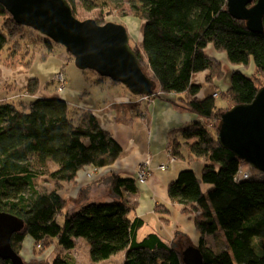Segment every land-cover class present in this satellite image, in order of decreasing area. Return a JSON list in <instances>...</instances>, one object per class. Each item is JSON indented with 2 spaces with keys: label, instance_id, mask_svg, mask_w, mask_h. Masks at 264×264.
<instances>
[{
  "label": "trees",
  "instance_id": "obj_1",
  "mask_svg": "<svg viewBox=\"0 0 264 264\" xmlns=\"http://www.w3.org/2000/svg\"><path fill=\"white\" fill-rule=\"evenodd\" d=\"M67 1L77 19L79 5L87 12L109 10V1L126 14L123 0ZM227 2L130 0L128 7L142 20L143 29L141 44L132 43V47L144 73L156 85L148 101L177 95L173 104L198 117L173 132L183 141L173 137L169 154L176 160L203 161L201 177L184 169L168 183L167 190L171 202L195 221L200 240L194 248L202 256V264H264V179L251 174L243 179L239 172L248 165L218 141L222 114L236 105L251 103L264 86V33H253L244 21L233 18ZM0 18V57L4 55L8 67V60L17 54L26 56L23 67H30L34 53L41 55L43 62L54 53L50 43L43 46L35 40L36 46L27 49L29 45L25 47L19 38L28 27L18 25L1 4ZM95 21L105 24L99 18ZM209 46L225 53L236 69L231 71L226 88L215 86L211 96L201 99L202 87L193 77L207 72L205 81L212 85L223 77L221 63L207 53ZM251 67L249 74L246 70ZM40 90V82L33 78L10 100L0 96V211L24 223L11 238L13 250L21 256L29 238L39 249L56 245L71 252L76 240L82 238L93 264L120 253L124 254L123 264H186L184 253L188 249L179 251L160 234L149 233L139 239L146 222L134 214L136 207L126 196L137 193L136 177L112 174L111 200L85 202L66 215L63 224L58 223L57 217L68 206L61 195L64 186L74 183L87 167L98 170L110 166L123 148L93 112L75 109L61 98L42 96ZM144 97L137 96L124 107L136 110L132 117L139 115V101ZM218 98L223 105L217 104ZM132 117L121 115L116 120L129 123ZM41 178L54 187L40 190ZM156 211L162 220L169 221L168 205L159 204ZM220 228L228 248L218 252L208 245V238L216 236ZM0 264L13 263L0 258ZM51 264L76 261L64 254Z\"/></svg>",
  "mask_w": 264,
  "mask_h": 264
},
{
  "label": "water",
  "instance_id": "obj_2",
  "mask_svg": "<svg viewBox=\"0 0 264 264\" xmlns=\"http://www.w3.org/2000/svg\"><path fill=\"white\" fill-rule=\"evenodd\" d=\"M15 22L31 28L65 47L80 70H91L132 95L149 96L155 82L143 71L130 44L125 26L99 25L94 19H77L67 0H0ZM230 15L246 23L249 31L264 33V0H228ZM220 145L231 151L251 169L264 173V86L249 104L224 112L218 125ZM23 221L0 211V258L13 264H25L11 246V238L23 228ZM186 264H202L198 249L184 253Z\"/></svg>",
  "mask_w": 264,
  "mask_h": 264
},
{
  "label": "crops",
  "instance_id": "obj_3",
  "mask_svg": "<svg viewBox=\"0 0 264 264\" xmlns=\"http://www.w3.org/2000/svg\"><path fill=\"white\" fill-rule=\"evenodd\" d=\"M208 49L210 51V54H208L212 58L218 59L221 62L223 61L225 67L229 65L226 54H222V60L219 57L220 54L213 50V46H209ZM68 64V58L64 54L58 55L55 50L46 61L43 62L41 59H37L35 64L29 68L23 66L11 68V66L6 67L0 63V85L5 88L9 87L11 92H9L7 99L10 100L14 94H18L19 89L24 87L30 79L36 78L40 82L41 88L45 84L51 81L53 82L55 73L61 68L66 73ZM25 69L27 73H24ZM14 72L21 73L22 80H18L13 75ZM2 75H4L3 78H1ZM26 75H29V78ZM207 75L208 73L204 72L193 77V82L202 87L199 95L201 99L211 96L216 90L214 85L208 84L205 81ZM103 83L102 81L100 85ZM228 83L229 78H227V82L223 85L224 87L219 86L226 88ZM76 84L72 87L67 78L64 91L61 93L57 91L58 95L75 109L93 112L100 125L112 134L121 144L123 150L118 159L110 166L98 170H95L93 167H87L81 170L74 183L64 186L61 195L66 197L69 203L73 204L72 210L78 209L85 202L89 201H104V199H106L105 201H109L112 199L111 175L117 174L120 176L136 177L138 167L149 160L151 173L146 183L137 184V193L131 195L126 194V196L136 207L134 214L137 217H141L145 221V217L152 216L153 223L159 224L162 217L157 213L156 208L159 204H172L168 195L167 185L179 173L180 166H177L172 172L173 165L179 161H183L176 159L172 161L170 159L169 144L172 138L178 137L181 139L179 141H183L180 134H173V132L195 122L198 117L177 108L173 104L178 98L177 95H170L168 97L160 96L150 101L140 100L137 110L139 115L132 117L135 115L134 112L136 110L131 112L127 109L128 107H124L128 105L127 103L135 102L137 99L123 100L122 97L116 96L111 107L108 104L109 94L104 92V94L100 93V95H97L89 91L88 88L86 89L82 74L80 75V81ZM94 86L97 87V85ZM4 92L8 91L4 90L0 93L3 94ZM45 92L47 90L44 92L41 91L40 93L42 96H46ZM114 105L124 107L114 109ZM121 115H127L128 118L132 117V121L129 123L118 122L116 119ZM162 165L167 166L165 171L159 169ZM181 169L182 167H180ZM88 173H93L92 180L88 179ZM160 224L162 225V223Z\"/></svg>",
  "mask_w": 264,
  "mask_h": 264
},
{
  "label": "rangeland",
  "instance_id": "obj_4",
  "mask_svg": "<svg viewBox=\"0 0 264 264\" xmlns=\"http://www.w3.org/2000/svg\"><path fill=\"white\" fill-rule=\"evenodd\" d=\"M129 1L130 0H123L122 1L126 7V9H125L126 14H123V10L121 8H119V7L116 8V6L109 1V3H110L109 7H112V9L109 8V10L103 9L100 11V9H96L92 12H87V11L83 10L81 8V6L79 5V8L77 10V16H78V19L81 21H85V20H89V19L95 20L96 18H99L105 24L109 23V22L122 24L123 26L126 27V29L128 31V34H129L130 39H131L130 40L131 46H132V43H137L139 45L142 42V32H143L142 20H140L139 18H137L136 16L133 15V13L131 12V10L128 7ZM1 26H2V19L0 18V29H1ZM34 40L39 41V43L37 42V44L43 45V46H46L47 42L50 43V45L52 47H54V49L58 55L64 54L68 58L69 64H68V67H66L67 68L66 77L68 76L67 78L69 79V82L71 83L72 87L74 86V84H76L78 81H80V75L82 74L83 80L85 83L84 87L86 89L88 88L89 91H91L92 93L97 94V95H100V93L104 94V92L108 93L109 94V103L108 104L111 107L113 106L112 102L116 96L122 97L123 100H128V99L135 100L137 98V96L132 95L127 90V88L121 84H113L110 79L101 77L100 75H98L94 71H91V70L83 71V70L78 69L76 64H75V59L70 58V55L68 54L65 47L55 44L52 40L43 36L39 32L30 30L29 28H27L25 33H24V37L19 38V41L22 44H24L25 47H27L26 46L27 44L29 45L28 46L29 48H27V49H30V47L33 48L34 46H36L35 45L36 43H34L35 42ZM213 50H215V49H213ZM209 52L210 51L208 49L207 53H209ZM217 53L220 54L219 57L223 60L222 54H225V53H223V52H220V53L217 52ZM29 58H30V56L28 57L27 60H29ZM37 59L42 60V57L38 53H34V57H33L32 63L30 64V67L33 64H35V61ZM4 60H5L4 55H2L0 57V63L4 64V66L6 65L8 67L9 65H7L8 64L6 62L7 60H5V61ZM9 60H8V62L10 63L11 68H18V67L24 66V61L26 60V56L23 57L21 54H17L16 57H11ZM216 60L221 63L222 71H223V77L221 78V80H219L217 83H215L214 86L224 87L223 85L227 82V78H229L231 71L236 69V67H234L230 63L227 67H225V65H224L225 63L223 61L221 62L218 59H216ZM224 61H225V58H224ZM25 67H27V66H25ZM250 69H252V67L248 68L246 70L249 74H251V71H252ZM24 73H27L26 69L24 70ZM149 73L152 75L151 72H149ZM199 74H202V73H199ZM13 75L18 80H22L21 73H15L14 72ZM26 76H28V78H29V75H26ZM3 77H4V75L1 76V78H3ZM100 78L104 82L101 85L97 84L98 83L97 81H99ZM26 79H27V77H26ZM94 85H97V87H95ZM4 90H6L8 92H4L3 94L0 93V96L3 97V99H6L7 96L9 95V92H11V91L9 90V87L5 88L4 86L0 85V92L4 91ZM45 90H47V92H45L46 97L61 98L60 95H58V93H57V84L56 83L51 81V82L45 84L39 92H41V91L44 92ZM26 100H28V99H25V101ZM125 103H127V102H125ZM217 104L223 105L224 101H222L221 98H218ZM122 107H124V106H120V105L115 106L114 105V109L115 108L121 109ZM166 163H168V162H166ZM203 165H204V163L202 161H191V160L190 161L189 160L179 161L178 163L173 165L172 172H173V169L177 168V166H180V167H182L181 170L179 167L180 171H182L184 169L185 170L186 169H192L195 171L196 175L200 178L201 174H202ZM179 170H178V172L180 173ZM244 170L248 171L256 179H264V173H262L258 170H255V169L253 170L249 166H246ZM92 178H93V176H92ZM88 179H91V178L88 177ZM38 185H39L40 190H45L46 188H48V190H49V189L54 187V184L49 182L45 178L39 179ZM202 188L204 191L207 190V186L205 184H202ZM105 200L106 199H104V201L103 200H97L95 202H105ZM171 203L172 204L168 205L170 210H171L170 214L168 215L169 221L168 220H161L160 223H162V225L160 223L154 224L153 220H152L153 219L152 216H149L147 218L145 217L146 223H145L144 227L139 232V239L141 240L143 237H145L149 233H157V234H160L162 236V238L165 242H168V243L174 245L179 251L185 252L187 249H189L191 247L194 248L195 246L199 245L200 232H199V230L195 224L194 219L192 217H190V215L187 214L185 211H183L179 205L174 204L173 202H171ZM72 205H73L72 203L68 202V206L65 208L63 213L57 217V221L59 224H63L66 215L72 214L74 212V211H72V209H73ZM208 239H209L208 245L214 251L219 252L222 250H226L228 248L227 244H226V240L224 238L223 230L221 228H220L219 232L216 234V236L208 238ZM64 254L71 255V257H73L75 259L76 264H93L91 261V258H90L89 248H88L87 244L85 243L84 239H82V238L76 240V247L71 252H66L65 250H63L62 248H60L56 245H52L51 247L47 246L46 249L45 248L39 249V247H36L35 244L33 243V241L29 238L25 240V242L23 244L22 251H21V256H22L25 264H51L56 256L64 255ZM123 260H124V254L120 253V254H117L115 256H112L108 260H105V261H102L99 263H95V264H123Z\"/></svg>",
  "mask_w": 264,
  "mask_h": 264
},
{
  "label": "built area",
  "instance_id": "obj_5",
  "mask_svg": "<svg viewBox=\"0 0 264 264\" xmlns=\"http://www.w3.org/2000/svg\"><path fill=\"white\" fill-rule=\"evenodd\" d=\"M53 82L57 84V91L59 93L63 92L67 83V77L65 71L61 68L59 71H57L53 77ZM148 96H145L142 100L146 101L148 100ZM214 97H218V94H214ZM172 161L175 160V158L170 157ZM161 171L166 170V165H162L159 167ZM151 173L150 168V162L149 160L142 163L136 172V179L138 180V184H144L146 183L147 179L149 178ZM239 175L243 177V179H248L250 177V173L248 171H240ZM93 173H88V177L92 178Z\"/></svg>",
  "mask_w": 264,
  "mask_h": 264
}]
</instances>
